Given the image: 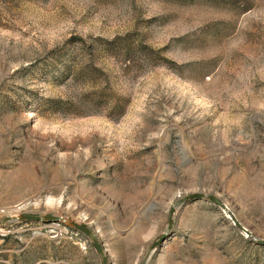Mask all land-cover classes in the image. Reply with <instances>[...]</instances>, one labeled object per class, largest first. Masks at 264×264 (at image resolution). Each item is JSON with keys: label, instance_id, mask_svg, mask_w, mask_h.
<instances>
[{"label": "rangeland", "instance_id": "rangeland-1", "mask_svg": "<svg viewBox=\"0 0 264 264\" xmlns=\"http://www.w3.org/2000/svg\"><path fill=\"white\" fill-rule=\"evenodd\" d=\"M197 192L264 241V0H0V264H264Z\"/></svg>", "mask_w": 264, "mask_h": 264}, {"label": "trees", "instance_id": "trees-1", "mask_svg": "<svg viewBox=\"0 0 264 264\" xmlns=\"http://www.w3.org/2000/svg\"><path fill=\"white\" fill-rule=\"evenodd\" d=\"M72 39H75L74 41L76 43V46H74V52L72 54L68 53L63 56H58L56 58L57 61L54 60V62L57 63L56 67H59L57 71L60 73V75H66V77H69L70 80L77 81L82 84L80 86L85 87L83 84L85 83L84 81H86L87 78L90 79L96 77L95 75L97 73L102 74L103 71L100 67L91 63V61L86 60V58L92 57L96 49L92 48V46L86 47L82 38L75 37ZM113 42L114 41H106L104 45H99V50L110 51L112 49V45L114 44ZM88 91L89 90L83 92V95L80 96L74 103H76L78 107L97 108L101 106L102 102L101 100H99L101 97V91L99 90V92H97V90L91 93ZM124 107L125 105L121 102L120 98L115 99L113 105L111 106V113H115L117 116H120L124 112Z\"/></svg>", "mask_w": 264, "mask_h": 264}, {"label": "water", "instance_id": "water-1", "mask_svg": "<svg viewBox=\"0 0 264 264\" xmlns=\"http://www.w3.org/2000/svg\"><path fill=\"white\" fill-rule=\"evenodd\" d=\"M195 198L207 199V200L212 201L214 204H216L221 209V211L227 217H229V219L231 220L233 225L236 226L242 233H244L245 236L250 237L253 240H255L257 243L264 245V241L256 240L246 228H244L242 225L239 224V222L235 219V217L233 216L231 211L223 203H221L219 200H217L213 196H210V195H207V194H204L201 192L189 194L183 198L178 199L176 202H174L172 204V206L170 207V210H169L168 227L171 224L173 207L177 204H182L185 201L195 199ZM16 219L17 220H25V221H43V220H46V221H63L62 217H60V216H52V215L36 216V215L23 214V215H19L17 217L6 216L0 222H6V221L8 222V221L16 220ZM69 225L71 227H73L74 229L80 231L85 236H87L88 239H90V241L92 242V244L94 245V247L97 249V251L100 254L102 264H106L103 249L101 247V244L99 243V241L95 237L94 233L84 224H79L76 222H69ZM163 239H164V237H162L159 242L163 241ZM156 244H158V242ZM145 260H146V258L143 260L142 264H144Z\"/></svg>", "mask_w": 264, "mask_h": 264}]
</instances>
